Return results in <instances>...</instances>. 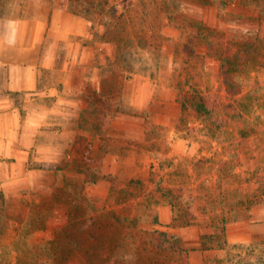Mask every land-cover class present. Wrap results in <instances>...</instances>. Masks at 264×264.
Wrapping results in <instances>:
<instances>
[{"label":"rangeland","instance_id":"rangeland-1","mask_svg":"<svg viewBox=\"0 0 264 264\" xmlns=\"http://www.w3.org/2000/svg\"><path fill=\"white\" fill-rule=\"evenodd\" d=\"M65 1L0 0V12L73 13ZM87 1H109L118 25L104 33L99 15L73 8L93 22L87 38L71 36L58 47V67L68 55L74 62L61 112L0 164V264H164L158 257L165 254L147 244L154 230L178 234L192 249L190 264H218L224 252L201 246L222 221L230 244L251 245L233 248L234 261L262 255L264 43L239 68L236 96L218 81L220 61L207 46L197 52L202 61L181 50L199 22L228 40L264 41V0ZM190 85L211 117L182 109V88ZM93 87L116 111L90 153L79 118L82 93Z\"/></svg>","mask_w":264,"mask_h":264},{"label":"crops","instance_id":"crops-1","mask_svg":"<svg viewBox=\"0 0 264 264\" xmlns=\"http://www.w3.org/2000/svg\"><path fill=\"white\" fill-rule=\"evenodd\" d=\"M43 9L39 16H26L24 10L0 12V164L11 156L19 140H33L32 133L45 126L47 117L61 112L56 109L63 98L60 90L73 74L74 62L68 55L64 66L58 67V47L71 36H80V40L89 36L90 25L85 18L66 8ZM74 21L80 28L74 29ZM12 34L16 43L10 47L7 40ZM79 45L78 52L82 49ZM45 74L55 79L46 82Z\"/></svg>","mask_w":264,"mask_h":264},{"label":"trees","instance_id":"trees-1","mask_svg":"<svg viewBox=\"0 0 264 264\" xmlns=\"http://www.w3.org/2000/svg\"><path fill=\"white\" fill-rule=\"evenodd\" d=\"M65 2L67 8L72 10L75 14L76 11L73 8L81 6L85 8L86 12H94L99 15L101 24L105 28L104 33H106L109 28L111 29L118 25L117 20L119 17H116L114 8L109 4V1H105L104 3L96 2L95 4L87 0H66ZM77 15L85 18L89 22H93V19L85 15V12L79 13L78 11ZM197 28V31L193 32L190 37H188V40L184 42L181 53L186 56H193L198 61H202L204 58L200 57L197 52L200 47L207 46L208 53H214L212 56L217 57L220 61L218 81L225 87L226 93L232 94V96L242 93V83L241 80L238 79L241 78L239 68H246L245 66L249 61V57L255 54L256 47L264 43L263 38L255 36L253 40L232 41L226 39L227 36L224 32L220 33L217 31H208V29L206 30V27H204L201 22H199ZM216 39L218 43H213ZM182 92V109L195 110L204 116L211 117L212 109L208 107L206 98L202 96L203 94L193 85H190L187 91L185 88H182ZM82 99L87 107L80 113V140L83 139L88 141L89 152L91 153L96 138L98 136H105L107 133L116 109L115 111L112 110V104L110 103L112 98L105 97L102 88L93 87L90 93L86 94L83 92ZM89 163L92 162L89 161ZM84 174L87 175L89 179L94 176V173L91 172V168H89L88 171H84ZM183 216L187 215L181 214V217ZM212 228L214 229L213 233L204 236L206 241L202 243L203 245L201 247L206 250H214L215 248H217L216 250L221 249L224 252V257L223 261H219L218 264L221 262L225 264H264V251L261 252L262 255L260 256L252 255L250 259L240 258V261H234L235 259L230 254L233 248L240 246L242 249L249 250L251 249V245L230 244L226 238V225L223 221L221 223H215V227ZM148 243L154 253L161 252L165 254L162 257H158L160 260L164 261V264L172 258H176L180 263L190 264V251L192 249L184 248L183 240L178 234L154 230L149 233L147 244Z\"/></svg>","mask_w":264,"mask_h":264},{"label":"clouds","instance_id":"clouds-1","mask_svg":"<svg viewBox=\"0 0 264 264\" xmlns=\"http://www.w3.org/2000/svg\"><path fill=\"white\" fill-rule=\"evenodd\" d=\"M15 43H16V40H15V34H12L11 36H10V38L7 40V44H8V46H14L15 45ZM145 55H147V54H145Z\"/></svg>","mask_w":264,"mask_h":264}]
</instances>
